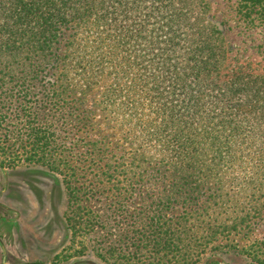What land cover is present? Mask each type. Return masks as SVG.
<instances>
[{"label": "trees", "instance_id": "16d2710c", "mask_svg": "<svg viewBox=\"0 0 264 264\" xmlns=\"http://www.w3.org/2000/svg\"><path fill=\"white\" fill-rule=\"evenodd\" d=\"M207 9L206 0H0V169L60 179L72 236L119 229L129 198H152L134 239L80 240L74 255L197 264L235 229L209 212L230 203L217 177L227 165L252 166L244 187L264 207V73L229 60ZM236 12L264 29V0H237ZM128 243L141 254L127 256ZM251 245L241 249L261 252L264 239Z\"/></svg>", "mask_w": 264, "mask_h": 264}, {"label": "rangeland", "instance_id": "374dc122", "mask_svg": "<svg viewBox=\"0 0 264 264\" xmlns=\"http://www.w3.org/2000/svg\"><path fill=\"white\" fill-rule=\"evenodd\" d=\"M206 2L208 9L205 18L226 37L229 60L233 58L231 62L236 64V67L246 66L255 72L264 73V29L259 26H246L236 12L237 0H206ZM139 106L142 112H149L146 108L148 106L146 100H142ZM98 114L100 112H96V115ZM67 130L73 139L83 136L76 128L69 127ZM118 131L111 130L112 133L115 132L116 137H120ZM251 169L253 168L250 165L243 166L236 163L233 166L227 165L221 168L228 172L226 176L224 173L217 176L227 180L225 187L227 191L221 192L222 199L229 196L230 203L220 207L215 213L209 212L213 213L212 217H216L222 226H228L235 221L236 225L235 229L225 230L224 234L229 235H224L215 243L219 250L215 251L216 253L204 254L197 264H205L213 259L219 260L220 264H264V245L261 252L257 248L254 251L241 249L249 247L254 240L264 239V207L258 211L261 206L259 199L244 187V182L254 177ZM256 176L260 177V175ZM63 186L60 179L46 175L37 169L17 167L6 169L5 173L0 169V216L17 220L14 225L0 221V238L9 244L6 264L26 262L56 264L89 258L74 255L75 250L79 249L78 241L100 240L106 246L109 244L111 246V243L116 240L112 234L114 232L127 234L134 239L131 237L132 230L139 228L137 212L144 209V206L152 200L151 197L144 196L141 191L137 192L128 201L125 199L128 202V212L124 216L126 221L119 226V229H101L97 237L93 234H86L83 237L72 236L62 213L66 199ZM104 201L102 200L99 205L95 203L98 211H107V208L104 209L105 211L101 209ZM4 207H9L12 211L9 212ZM108 209L110 214L112 206ZM213 209L214 206H212ZM180 211V207H177L169 211L168 215L173 216ZM241 217L244 219L241 220ZM244 220H248L250 226L244 227L246 223L241 222ZM128 244L124 248L127 256L141 254L139 247L135 246L138 242L135 245ZM256 250L259 255L255 254ZM1 254L0 248V264H2ZM256 257H259V260L255 263L253 260ZM90 258L98 264H105L99 258L93 256Z\"/></svg>", "mask_w": 264, "mask_h": 264}, {"label": "flooded vegetation", "instance_id": "af4514ba", "mask_svg": "<svg viewBox=\"0 0 264 264\" xmlns=\"http://www.w3.org/2000/svg\"><path fill=\"white\" fill-rule=\"evenodd\" d=\"M4 209H6L9 212L12 211L9 207H4ZM0 221H4V222H6V223H8L10 225H14V224H16L17 220H15V218H8L7 216H0ZM7 245H9V244L5 243L3 238H0V248H1V251H2V254H1L2 255L1 256L2 264H6L7 263V259H8V256H9L8 250H7ZM78 260H93V259H91V258H83V259H76V260H74L72 262L64 261L62 263H56V264H74V262H76ZM18 264H43V263H40V262H26V263H18ZM208 264H220V261L215 259V260L211 261Z\"/></svg>", "mask_w": 264, "mask_h": 264}, {"label": "water", "instance_id": "95a60500", "mask_svg": "<svg viewBox=\"0 0 264 264\" xmlns=\"http://www.w3.org/2000/svg\"><path fill=\"white\" fill-rule=\"evenodd\" d=\"M214 260V259H213ZM212 261V260H211ZM210 260L207 261L205 264H208L211 262ZM74 264H97L96 262H94L93 260H78L76 262H74Z\"/></svg>", "mask_w": 264, "mask_h": 264}]
</instances>
